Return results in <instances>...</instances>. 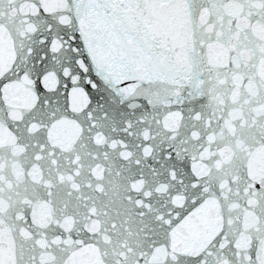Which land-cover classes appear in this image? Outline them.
<instances>
[{
    "label": "snow or ice",
    "instance_id": "snow-or-ice-1",
    "mask_svg": "<svg viewBox=\"0 0 264 264\" xmlns=\"http://www.w3.org/2000/svg\"><path fill=\"white\" fill-rule=\"evenodd\" d=\"M0 264H264V0H0Z\"/></svg>",
    "mask_w": 264,
    "mask_h": 264
}]
</instances>
